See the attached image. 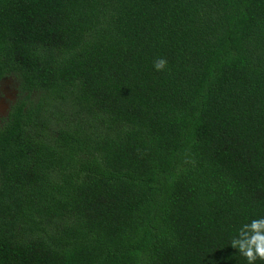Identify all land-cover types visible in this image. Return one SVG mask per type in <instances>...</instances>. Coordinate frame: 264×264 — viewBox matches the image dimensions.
I'll list each match as a JSON object with an SVG mask.
<instances>
[{
  "label": "trees",
  "instance_id": "obj_1",
  "mask_svg": "<svg viewBox=\"0 0 264 264\" xmlns=\"http://www.w3.org/2000/svg\"><path fill=\"white\" fill-rule=\"evenodd\" d=\"M4 76L0 264H247L264 0H0Z\"/></svg>",
  "mask_w": 264,
  "mask_h": 264
},
{
  "label": "clouds",
  "instance_id": "obj_2",
  "mask_svg": "<svg viewBox=\"0 0 264 264\" xmlns=\"http://www.w3.org/2000/svg\"><path fill=\"white\" fill-rule=\"evenodd\" d=\"M167 60L159 58L153 67L156 71H164L167 68ZM231 247L237 249L247 264L264 262V217L251 220L243 224L237 234L231 239Z\"/></svg>",
  "mask_w": 264,
  "mask_h": 264
},
{
  "label": "rangeland",
  "instance_id": "obj_3",
  "mask_svg": "<svg viewBox=\"0 0 264 264\" xmlns=\"http://www.w3.org/2000/svg\"><path fill=\"white\" fill-rule=\"evenodd\" d=\"M17 96V83L13 77L0 81V118L6 113L8 104Z\"/></svg>",
  "mask_w": 264,
  "mask_h": 264
},
{
  "label": "flooded vegetation",
  "instance_id": "obj_4",
  "mask_svg": "<svg viewBox=\"0 0 264 264\" xmlns=\"http://www.w3.org/2000/svg\"><path fill=\"white\" fill-rule=\"evenodd\" d=\"M8 77H13V76H4V77L0 78V81L4 80L5 78H8ZM14 80H16V79L14 78ZM16 83H17V81H16ZM18 97H19V91H18V83H17V96L13 100H11V102L8 104V108L6 110V113H4V115L0 118V127L3 125V123L7 119L9 111L11 109V106H13L17 102Z\"/></svg>",
  "mask_w": 264,
  "mask_h": 264
}]
</instances>
